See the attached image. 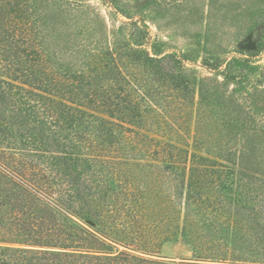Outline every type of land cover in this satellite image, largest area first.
<instances>
[{"label": "trees", "instance_id": "trees-1", "mask_svg": "<svg viewBox=\"0 0 264 264\" xmlns=\"http://www.w3.org/2000/svg\"><path fill=\"white\" fill-rule=\"evenodd\" d=\"M130 25L135 46L78 81L37 67L15 34L0 42V101L55 131L37 154L0 114V264H167L152 255L179 238L193 253L179 264H264V179L247 171L260 163L212 153L211 112L182 56Z\"/></svg>", "mask_w": 264, "mask_h": 264}, {"label": "rangeland", "instance_id": "rangeland-1", "mask_svg": "<svg viewBox=\"0 0 264 264\" xmlns=\"http://www.w3.org/2000/svg\"><path fill=\"white\" fill-rule=\"evenodd\" d=\"M113 2L130 6L137 15L120 13ZM133 20L149 31V44L182 56L196 99H203L211 112L212 153L222 147L250 150L247 164L261 166L247 171L264 179V0H0V42L15 34L30 48L27 58H34L37 67L74 81L92 68H104L112 53L135 46ZM248 44L261 46L253 52ZM226 66L231 75L225 77ZM11 108L0 101V114L13 124L14 143L46 154L55 131L40 129L28 113ZM68 137L62 131L55 139ZM152 256L179 264L193 253L179 238Z\"/></svg>", "mask_w": 264, "mask_h": 264}]
</instances>
